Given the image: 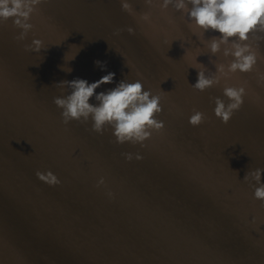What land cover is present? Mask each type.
Masks as SVG:
<instances>
[{
    "label": "water",
    "instance_id": "obj_1",
    "mask_svg": "<svg viewBox=\"0 0 264 264\" xmlns=\"http://www.w3.org/2000/svg\"><path fill=\"white\" fill-rule=\"evenodd\" d=\"M128 2L136 16L120 0H47L20 42L12 20L0 24V264H264V207L244 182L264 169V86L255 71L238 73L248 95L223 124L210 100L228 102L223 82L191 87L196 61L215 72L210 61L227 63L223 49L213 56L187 14L171 5L162 12V0ZM127 27L135 34L114 35ZM33 39L43 41L40 53L24 51ZM259 50L264 56V41ZM257 68L264 72V62ZM108 72L114 83L97 93L126 79L162 96L165 128L145 147L114 143L110 128L92 132L91 120L62 123L53 98L70 90L55 85ZM194 108L207 117L198 127L189 123ZM37 170L61 183L41 182Z\"/></svg>",
    "mask_w": 264,
    "mask_h": 264
},
{
    "label": "clouds",
    "instance_id": "obj_2",
    "mask_svg": "<svg viewBox=\"0 0 264 264\" xmlns=\"http://www.w3.org/2000/svg\"><path fill=\"white\" fill-rule=\"evenodd\" d=\"M46 2L47 0H0V24L12 20V27L20 30L19 35L14 36L13 39L17 42L23 41L34 28V24L30 23L31 19L34 15H40L39 6ZM120 2L122 11L136 16L128 0H120ZM145 3L150 7L157 6L154 0H145ZM170 5L176 11L187 14L189 27L199 35L202 43L213 56L223 49L222 54L227 63L210 61L215 65V72L209 71L205 65L196 61L193 68L198 70V77L191 87L196 91L204 92L209 88L220 86L223 82V96L228 102L220 97H210V100L215 104V117L226 125L234 113L242 107L244 97L248 95V81L240 80L237 74L255 71L257 84L264 86V72L257 68L258 61L264 62V56L259 50L260 43L264 41V0H162L158 3L162 12ZM139 20L151 23L150 13L140 14ZM171 22L169 20V23ZM125 30L130 35L135 34L132 27H127L116 29L114 35H119ZM209 31L220 35H213L210 39L204 40V33ZM41 49L44 48L40 39H33L31 44L24 45L26 52L40 53ZM199 54L198 52V56ZM185 55L190 54L185 50ZM94 63L101 70H106V62L97 60ZM71 71L72 69L69 68L66 72ZM114 78L115 73L108 72L92 83L81 78L59 82L56 87L61 89L66 87L70 91L67 95L54 97L53 103L62 109L61 118L64 125H68L71 121L87 124L91 120L90 131L103 135L110 128L115 137L114 143L120 145L130 143L133 146L139 144L145 147L144 142L151 139L153 133L160 134L164 131V122L157 118L163 111L162 96L153 95L151 90H144L140 80L128 82L126 79L116 83L113 88L96 92L102 85L113 84ZM233 80L235 85H230L229 81ZM93 98L96 103H90ZM259 99L256 96V100ZM206 119L205 113L194 108L189 123L193 127H198L205 123ZM121 155L127 161L143 158L133 153ZM35 175L49 186H57L61 183L51 170L44 172L37 170ZM262 175L264 169L248 171L244 176V182L254 189L253 199L261 201V206L264 207ZM104 185L105 179L101 177L96 187ZM107 195L112 197L113 193L109 191ZM255 222L253 218L252 223Z\"/></svg>",
    "mask_w": 264,
    "mask_h": 264
}]
</instances>
